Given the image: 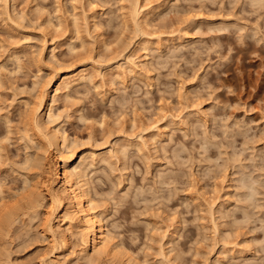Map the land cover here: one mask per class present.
<instances>
[{"label": "rangeland", "instance_id": "obj_1", "mask_svg": "<svg viewBox=\"0 0 264 264\" xmlns=\"http://www.w3.org/2000/svg\"><path fill=\"white\" fill-rule=\"evenodd\" d=\"M56 135L105 256L50 199ZM0 264H264V0H0Z\"/></svg>", "mask_w": 264, "mask_h": 264}, {"label": "bare ground", "instance_id": "obj_2", "mask_svg": "<svg viewBox=\"0 0 264 264\" xmlns=\"http://www.w3.org/2000/svg\"><path fill=\"white\" fill-rule=\"evenodd\" d=\"M86 78L87 74L85 73V70H79L69 75H62L57 79L53 86L55 87L54 92H58L61 90L68 91L72 84L83 82L86 80ZM44 98L45 94L42 92L37 102L38 104L36 103V109L34 111L35 113H32L33 124L40 131L44 127L41 126L42 123L40 124V127L39 124H37V115H39L40 118L46 117L47 115V118L51 119L49 113H46V111L44 110ZM50 121L53 120L51 119ZM55 140L56 142H53L54 144H50L51 146L53 145V153H51L50 157L47 158V161L51 169L50 180L52 186L57 187L59 189L60 194L54 196L55 192H50V199L52 198L51 201L53 200L57 207L61 206L63 202H66L67 205L70 206L71 209H73L72 211L76 216V222L82 230L81 243L84 247V253L93 252L96 255L105 256L109 254L113 249V243L111 241V238L108 236L107 231L104 229V227L100 224L101 222L99 221V217L101 215H99V213H95L94 210H91L90 202L87 199L88 196L86 197V191L84 190L85 183L81 180L82 175L78 173L76 170L77 168H75L70 163V157H61L62 166L60 165V163H58L57 156H60V146L62 145L57 141V135L55 136ZM38 173L40 174V172ZM34 179H36V177ZM27 181H30V178ZM38 181H40V185H42L43 181H41V178ZM38 181L36 179V182L34 183L35 185L31 184L33 185L32 188H37V184L39 183ZM24 183L26 184V180L24 181ZM27 184H29V182H27Z\"/></svg>", "mask_w": 264, "mask_h": 264}]
</instances>
